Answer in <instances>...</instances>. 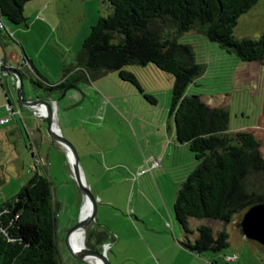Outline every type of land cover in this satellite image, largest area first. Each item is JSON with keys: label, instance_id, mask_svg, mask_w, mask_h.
Listing matches in <instances>:
<instances>
[{"label": "rangeland", "instance_id": "1", "mask_svg": "<svg viewBox=\"0 0 264 264\" xmlns=\"http://www.w3.org/2000/svg\"><path fill=\"white\" fill-rule=\"evenodd\" d=\"M109 13V0H31L26 5L27 24H7L38 71L55 83L64 63L74 61L91 26ZM234 33L238 38L253 39L264 33V0L239 18ZM180 41L193 46L196 60L205 68L188 93L200 95L211 106L225 107L230 113L228 131H251L258 137L264 155V65L242 61L199 33H186ZM143 73L148 82L145 88L156 96L157 104L148 102L136 86L111 71L92 82L100 86L99 95L90 90L84 102L71 110L78 119L72 127L75 130L76 126L75 132H62L78 147L73 135L82 137L84 174L98 199L96 219L87 227V233L91 228L108 233V247L102 245V249L106 248L111 264H264V250L258 242L245 238L234 222L226 226L230 239L223 253L198 255L181 245L184 232L175 220L174 203L185 167L183 163L163 164L159 157L169 143V121L175 129L174 117L169 115L175 78L153 66L144 67ZM61 104L58 113L63 116ZM42 126L38 141L25 133L21 138L0 136V204L15 196L30 178L25 176H32L36 170L31 165L30 148L36 155L38 150L43 156L51 153V160H42L53 180L58 203L62 264H93L75 259L66 244L67 233L80 219L83 195L65 152L48 133L45 118ZM90 158L97 163L92 166ZM155 159L160 166L137 178V170ZM23 162L25 170L21 168ZM258 185L264 188V181L259 180ZM201 223L211 224L215 231L220 228L217 221L200 219H192L191 227L195 229Z\"/></svg>", "mask_w": 264, "mask_h": 264}, {"label": "trees", "instance_id": "2", "mask_svg": "<svg viewBox=\"0 0 264 264\" xmlns=\"http://www.w3.org/2000/svg\"><path fill=\"white\" fill-rule=\"evenodd\" d=\"M30 1L0 0V32L7 31L8 22L27 24ZM259 1L109 0L110 13L91 26L74 61L64 63L57 83L49 82L24 55L30 83L60 94L116 71L155 105L158 100L145 88L143 68L153 66L174 76L169 115L175 120L177 141L186 144L197 161L180 184L174 217L184 232L181 244L198 255L223 253L230 239L226 226L234 222L242 233L244 213L264 203V188L258 185L264 181V155L254 133L228 131L230 113L225 107L188 93L205 68L196 60L193 46L180 37L199 33L242 61L264 65V33L256 39L234 33L239 18ZM38 166L22 189L0 204V264H62L54 184ZM192 219L217 221L220 228L215 231L211 224L201 223L194 229ZM109 238L105 230L91 228L86 245L102 250Z\"/></svg>", "mask_w": 264, "mask_h": 264}, {"label": "crops", "instance_id": "3", "mask_svg": "<svg viewBox=\"0 0 264 264\" xmlns=\"http://www.w3.org/2000/svg\"><path fill=\"white\" fill-rule=\"evenodd\" d=\"M8 28H12V27L6 23V30L7 31H1L0 32V59L2 58L8 65L15 66L16 64H19V63L23 64V62H25L24 61V55L26 54L25 50L22 47V44L19 43L18 40L14 37V35L9 32ZM19 46L22 49V52L19 50V48H18ZM32 62H33V60H32ZM61 80H62V74H61L60 78L55 83H57ZM14 81L15 80H13L12 77H8L7 75L0 73V119L6 117L8 115L9 111L7 109V105H8L9 101H11L13 108L16 110V113L14 114V117L12 120L7 122L6 124L0 125V136L9 134V135H14L17 138H21L23 136V134L25 133L27 136L29 135V137L31 139H33L34 141H38L39 135L43 134V130H42L43 129V126H42L43 117H39V116L35 115L33 113L32 108L27 107V106H22L19 104L18 99L16 97V88H15ZM97 87H98V89H101L98 84H95V86H94L92 82H91V84L80 85L78 89H73V90H75L74 93H70L68 91L67 95L61 100L62 104L59 101V105L61 104V108H62L64 114H63V116L59 115V113H58L59 109H57L54 112V118H55L57 126L60 128V130L62 132L63 131L64 132L65 131L75 132L76 126H75V130L74 129L72 130V127H73V123H76V121L78 119L74 118L71 115V112H72L71 110L75 106H78L84 102V100L86 98V94H88L90 90H93L97 93L98 92ZM24 89H25V93L27 96H30L31 94H32V96H35L33 84L30 83L29 78H26V80H25ZM53 93H54L53 94L54 98H58L61 95L60 93H59L60 95L57 94L56 92H53ZM97 94L99 95V93H97ZM79 98H82V99H79ZM51 101L53 102V105H54V103H55L54 100H51ZM18 109L20 110V113L18 112ZM168 126L171 129V132H170L169 137H168L169 143H168V146L164 145L163 151L161 152V156H159V157L162 159L163 164H165L166 161L168 163H171L173 166L175 164H178V163H180V164L183 163L185 170L181 174L180 179L184 180L187 177V175L189 174V172H191L195 168L197 161L194 158L192 152L189 149L183 147V145H186V144H180L176 140L175 129L172 126L171 121L168 122ZM67 133H68V135H70L72 137V135L69 132H67ZM73 137L79 145L80 153H82V151H83L82 144H81L82 143L81 142L82 137L76 138L74 135H73ZM42 142L46 143V139L43 138V136H42ZM56 146H59V148H61L63 150V147L61 145L56 144ZM30 149L32 152L31 165H34L35 167L38 166V165H36L37 159H42V157H43V159L48 161V160H51V158H52L51 153L47 154L46 156H43V155H41V152L38 150V155H36L33 147H31ZM65 154L67 157H69V154L67 152H65ZM89 163L92 164V166H93V164L95 165L97 162L95 161L94 158H90ZM21 168L23 170H25L26 164H24V162L21 165ZM38 168L41 170V172L43 169L45 173L50 175L48 167L45 163L39 165ZM29 171H33V170L30 169ZM137 172H138V170H137ZM27 177H31V176L26 175L25 178H27ZM100 198H101V201H103L102 195H100ZM127 219L133 225V221L129 217H127ZM134 226H136V225H134ZM174 226H175V229H177L176 225H174ZM176 239L179 240V238H176ZM106 245H108V244H106Z\"/></svg>", "mask_w": 264, "mask_h": 264}, {"label": "water", "instance_id": "4", "mask_svg": "<svg viewBox=\"0 0 264 264\" xmlns=\"http://www.w3.org/2000/svg\"><path fill=\"white\" fill-rule=\"evenodd\" d=\"M0 73L12 77L13 80H15L16 97L20 105L32 108L33 113L37 116H40L38 113L39 106H41V104L46 106L44 117L48 123V133L52 141L54 144L61 145L63 148H70L72 159L69 157H67V159L71 165L73 176L82 192L83 205L86 199L90 203L89 212L86 215H83L81 212L78 223L66 235L65 241L71 255L79 260H88L89 257H98L102 260L103 264H111L107 257L106 248L99 250L83 246L75 249L70 244L69 239L70 235L78 228L91 225L96 219L98 210V199L86 181L79 147L72 139L63 135L54 118L55 110L59 109V101L67 95L70 89H78L79 86H71L64 89L63 93L58 98H54V93L52 91H48L47 94L44 95L32 96L31 94L27 96L24 89L26 76L21 69L13 65H0ZM51 100H54V105ZM10 105H12L11 101L8 102L7 107ZM241 231L245 238L258 242L264 246V203L253 205L244 213L241 221Z\"/></svg>", "mask_w": 264, "mask_h": 264}, {"label": "bare ground", "instance_id": "5", "mask_svg": "<svg viewBox=\"0 0 264 264\" xmlns=\"http://www.w3.org/2000/svg\"><path fill=\"white\" fill-rule=\"evenodd\" d=\"M63 151L67 152L69 154L70 159H72V154L70 151V148H63ZM90 209V203L87 201H84L83 209H82V214L86 215L89 212ZM87 227H80L76 231H74L70 235V244L72 245L73 248L78 249L86 245V238H87ZM88 260L93 263V264H103L102 260L98 257H89Z\"/></svg>", "mask_w": 264, "mask_h": 264}, {"label": "built area", "instance_id": "6", "mask_svg": "<svg viewBox=\"0 0 264 264\" xmlns=\"http://www.w3.org/2000/svg\"><path fill=\"white\" fill-rule=\"evenodd\" d=\"M0 27L3 28L4 27V24L3 23H0ZM27 64L28 63L23 62V65H27ZM0 65H8V64L1 58L0 59ZM7 109L9 111V113H8V115L6 117L0 119V125L1 124H4V123H7L10 120H12L13 117H14V114L16 113V110L13 108L12 105L8 106ZM45 109H46V107H45L44 104H41V106H39V110H38L39 111L38 113L40 115L39 117H44V114L46 113L45 112ZM18 112L20 113V110L19 109H18ZM43 163H44V161L42 159H37L36 160V165H41ZM158 166H160V161L157 160V159H155L154 161H152L151 164H148L147 167H145V168L143 167L140 170H138V172L136 174V177L139 178L141 175L146 174L149 171L152 172V169L153 168H156ZM229 259L231 260V259H233V257H230Z\"/></svg>", "mask_w": 264, "mask_h": 264}, {"label": "flooded vegetation", "instance_id": "7", "mask_svg": "<svg viewBox=\"0 0 264 264\" xmlns=\"http://www.w3.org/2000/svg\"><path fill=\"white\" fill-rule=\"evenodd\" d=\"M14 67H17V68L21 69L24 72L25 76L28 77V74H27L28 70L23 67V64L19 63V64H16ZM33 87H34L35 95H44V94H47V91H44L43 88L40 89L39 87H37L35 85H33ZM43 118H45V117H43Z\"/></svg>", "mask_w": 264, "mask_h": 264}, {"label": "clouds", "instance_id": "8", "mask_svg": "<svg viewBox=\"0 0 264 264\" xmlns=\"http://www.w3.org/2000/svg\"><path fill=\"white\" fill-rule=\"evenodd\" d=\"M105 246H107V247H108V245H106V244H105Z\"/></svg>", "mask_w": 264, "mask_h": 264}]
</instances>
